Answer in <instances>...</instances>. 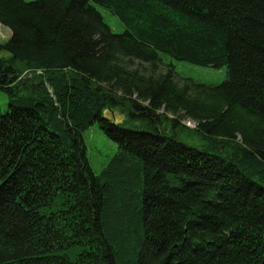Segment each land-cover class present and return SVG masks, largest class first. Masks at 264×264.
Masks as SVG:
<instances>
[{
	"label": "trees",
	"instance_id": "trees-1",
	"mask_svg": "<svg viewBox=\"0 0 264 264\" xmlns=\"http://www.w3.org/2000/svg\"><path fill=\"white\" fill-rule=\"evenodd\" d=\"M0 25V264H264V0H0Z\"/></svg>",
	"mask_w": 264,
	"mask_h": 264
},
{
	"label": "rangeland",
	"instance_id": "rangeland-1",
	"mask_svg": "<svg viewBox=\"0 0 264 264\" xmlns=\"http://www.w3.org/2000/svg\"><path fill=\"white\" fill-rule=\"evenodd\" d=\"M33 1V0H25ZM96 9L100 13L104 23L110 28L115 34H122L124 32V26L119 19L114 16L110 11L96 6ZM10 36V31L0 25V43L5 42ZM0 56H7L1 53ZM163 62L170 64L175 73L183 78H190L196 82L216 85L221 83L226 76L225 68L213 69L211 67H200L192 65L182 61L170 60L167 57H162ZM25 74L23 73L22 76ZM7 98L4 93L0 92V109L6 108ZM112 119L119 118L118 112L109 114ZM183 124L188 127H193L194 124L187 120H183ZM83 141L86 148V154L91 169L95 174L99 173L100 170L106 165L108 160L114 154L116 146L105 135L97 128V125L90 127L83 133Z\"/></svg>",
	"mask_w": 264,
	"mask_h": 264
}]
</instances>
